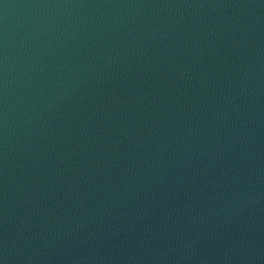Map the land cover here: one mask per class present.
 Masks as SVG:
<instances>
[{
	"label": "water",
	"instance_id": "obj_1",
	"mask_svg": "<svg viewBox=\"0 0 264 264\" xmlns=\"http://www.w3.org/2000/svg\"><path fill=\"white\" fill-rule=\"evenodd\" d=\"M0 264H264V0H0Z\"/></svg>",
	"mask_w": 264,
	"mask_h": 264
}]
</instances>
